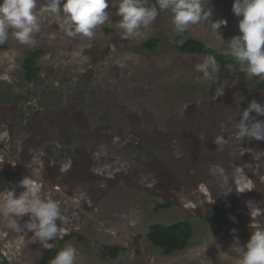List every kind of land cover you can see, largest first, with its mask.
<instances>
[{
  "label": "rangeland",
  "instance_id": "1",
  "mask_svg": "<svg viewBox=\"0 0 264 264\" xmlns=\"http://www.w3.org/2000/svg\"><path fill=\"white\" fill-rule=\"evenodd\" d=\"M46 3L38 0L35 10L36 44H21L10 28L0 50V193L22 195L27 177L36 196L56 202L65 234L48 242L74 247L75 264H241L234 249L264 229V158L256 161L245 150L264 151V141L240 144L235 125L253 99L264 104V80L215 59L218 71L205 78L196 66L213 58L177 49L194 38L228 53V42L241 34L234 0H205L213 20L227 21L218 33L202 21L175 36L171 14L161 12L128 38L116 14L120 0H113L116 7L109 0V18L91 39L68 37L57 22L66 19L63 13L44 11ZM152 39L158 41L149 49ZM35 49L44 54L29 82L22 63ZM218 135L228 140L223 151L214 143ZM214 164L229 175L227 196L220 178L209 174ZM236 166L251 190L236 191ZM215 214L236 220L237 230L220 233L206 220ZM12 218L21 226L30 219ZM10 219L0 211L4 255L11 264H41L48 249L33 231L12 230ZM179 221L192 223V238L166 255L149 240L148 228ZM104 245L120 246L121 257L105 254Z\"/></svg>",
  "mask_w": 264,
  "mask_h": 264
},
{
  "label": "clouds",
  "instance_id": "2",
  "mask_svg": "<svg viewBox=\"0 0 264 264\" xmlns=\"http://www.w3.org/2000/svg\"><path fill=\"white\" fill-rule=\"evenodd\" d=\"M207 4L205 0H154L151 5L147 4L146 0H120L116 14L122 17L119 28L123 30L124 38L133 36L141 26L151 25L161 12L171 14L172 34L175 36H181L190 29V26L202 21L207 23L212 32L218 33L221 26L227 25V21L213 20V11ZM37 6L38 0H0V45L7 41L10 28L15 30L13 35L21 44L29 46L36 44L34 33L40 31L35 12ZM112 6L116 7L113 0ZM43 8L58 18L62 12L66 19L63 21L58 19L57 22L65 28L66 35L73 38L82 35L91 39L95 34L94 30L104 25L109 18L106 11L109 8V0H64L63 3L62 0H47ZM232 11L241 18L239 20L241 34L233 36L228 42V54L246 68L248 75L264 80V0H234ZM196 70L202 72L205 78H213V73L218 71L214 59L211 61L205 59L196 66ZM222 92L223 89L219 91L218 96ZM257 116H264V104L253 99L240 112V119L235 125L236 138L240 144L245 139L264 141V120L257 119ZM200 139L203 140L204 137L201 136ZM214 143L218 146V151H223L228 140L218 135L214 138ZM245 151L252 152L256 161L260 162L264 158V151L252 149ZM245 167L251 168L252 165L246 164ZM209 174L220 178L223 195L231 193L229 175L222 165L210 166ZM231 176L236 191L243 193L252 189L243 167H234ZM20 184L28 191L18 197L14 190L0 193V211L5 218L11 217L8 226L12 230L17 233L22 230L33 231L44 248L52 249L53 244L48 241L58 235L63 238L65 234L56 223L57 219H62L60 207L51 199L36 196L34 194L36 186L27 177ZM25 215L30 219L23 226L12 218H21ZM19 243L21 245L25 243L23 235ZM236 244L239 245L238 239ZM234 251L240 257L241 264H264V229H256L246 246L237 247ZM76 257L77 250L72 246H66L51 259L50 264H75Z\"/></svg>",
  "mask_w": 264,
  "mask_h": 264
},
{
  "label": "trees",
  "instance_id": "3",
  "mask_svg": "<svg viewBox=\"0 0 264 264\" xmlns=\"http://www.w3.org/2000/svg\"><path fill=\"white\" fill-rule=\"evenodd\" d=\"M157 39H152L146 43L149 49H153L156 46ZM6 44L0 45V50L5 49ZM177 49L183 53H196L201 55H208L215 59L222 65H239L235 59L228 53H223L207 45L205 42L190 38L177 46ZM44 51L42 49H35L30 51L25 57L22 66L24 70V77L27 81H33L36 79L40 72V66L38 60L43 56ZM158 206L165 208L171 206V203H158ZM206 220L214 226L220 233H233L237 230L238 222L223 215H208ZM193 235V226L190 221H179L177 223L166 225L163 223H153L148 228V238L154 246L159 248L164 254L170 255L174 252L184 250L191 240ZM62 250V245L48 249L42 260L41 264L50 263L51 259ZM120 246L104 245V252L113 258L121 257ZM0 264H11L9 259L4 255L2 251V242L0 239Z\"/></svg>",
  "mask_w": 264,
  "mask_h": 264
}]
</instances>
